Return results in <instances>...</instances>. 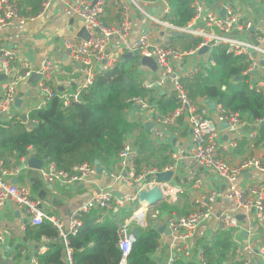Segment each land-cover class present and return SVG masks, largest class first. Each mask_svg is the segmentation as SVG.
I'll return each instance as SVG.
<instances>
[{"label": "built area", "instance_id": "2783aa9c", "mask_svg": "<svg viewBox=\"0 0 264 264\" xmlns=\"http://www.w3.org/2000/svg\"><path fill=\"white\" fill-rule=\"evenodd\" d=\"M40 11L34 17L27 18L21 13L19 3L16 0H0V32L12 28L16 24L23 25L28 21L44 18L49 14L54 0H39ZM204 0H194L193 7L196 16L193 21L204 18L205 26L196 29L193 25L181 28L173 24L168 16L171 7L168 0H94L82 1L76 8L78 17L83 21V28L90 39L82 40L77 35H70L64 39L62 47L66 56L73 63L79 65V70L84 77V82L79 90L72 94L57 92L52 83L56 73L54 61L50 55H46L41 67L35 68L30 57L23 53V48L15 43L13 47L2 46L0 35V121L20 120L27 125L29 123V112L33 109H42L54 98L68 108L74 103H80V94L84 89L92 86L97 75L107 72L115 67L117 60L108 58L107 52L111 45V39L117 37L122 42L128 40L133 29L132 10L141 13L148 22L147 30L133 44L131 54L140 59L152 58L157 65V76L159 85H165L166 81L171 83V92L176 99L177 108L167 115L156 116V124L162 127L176 126L185 122L191 132V156L193 161L202 168L211 169L217 173L228 185L224 197L235 204L234 212H224L218 218L215 229L217 233H231L245 231L243 222L239 216H244V221L249 225L256 223L264 226V184L253 183L247 186L238 185L239 179L245 173L256 171L264 174V133L261 135V127L264 120L250 124L251 131L245 137L248 142H258L261 155L250 156L240 163L232 165L224 158V153L238 147L243 140L241 130L246 127L245 118L240 113L228 111L222 105L216 104L215 118L210 116L206 107H201L190 98L184 86V76L176 70V63L187 55H193L197 51L208 47L210 51L217 47H226L227 51L235 56H242L250 63L244 75L248 77L249 89L260 93L264 91V32L260 31L253 39L246 40L237 33L248 31L253 23H243L241 10L237 7L226 6L225 15L221 17L216 12L206 13L201 3ZM264 4V0H260ZM160 5L159 14L150 12L151 5ZM113 10L119 17L115 25H108L102 16L107 10ZM168 30L175 34H189L200 38L197 48L190 52L179 51L169 43H156L153 39L154 33L159 30ZM197 71V70H196ZM257 72V75L255 74ZM35 74L39 75L36 83L38 101L28 102L23 114L17 113L16 101L18 97V86L22 82L30 81ZM194 72H190L188 78H192ZM151 87V84L149 86ZM133 105H139L143 109L150 107L149 102L143 98H135ZM22 107V106H21ZM22 115L27 116V122L22 121ZM32 123H35L33 121ZM226 123L229 128L238 130L239 134L231 141L222 142L223 127ZM30 130L29 124L26 126ZM29 156L22 159V165ZM140 150L131 142H125L123 149L118 153L117 172L112 175L115 183H123L132 189V192L122 197H116L109 189H102L88 201L78 208L70 217L69 230L65 231L62 223L46 213L40 201L32 196L30 189L13 182L22 171L21 167L13 169L6 168L0 160V209L13 206L23 211L27 216V223L32 227H39L45 221L52 223L59 232L60 239L66 245V264H74L73 250L69 247V237L78 234L82 227L80 216L93 210L109 212L113 209L131 212L129 219L124 220L119 229V248L121 251L120 264H128V259L137 239L133 236L134 229L148 228V215L152 208L147 210L146 204L139 201L143 191L158 187L166 202H175L185 191L180 184H175L174 177L177 164L166 168L157 169L152 167H140ZM41 178L48 184H62L68 187L83 185L97 174V167L88 163L74 167L70 172L58 169L52 163H46L39 171ZM173 172L170 182H159L161 173ZM218 196L213 191H201L192 197V207L187 215L179 216L171 214L166 218L167 230L170 232L172 242L169 245L170 255L166 264H175L177 259L195 264H207L203 249L194 252L192 239L201 224L211 218ZM131 206V207H130ZM159 212L152 215L154 226L164 224L159 219ZM150 223V222H149ZM36 243V242H34ZM50 241L44 239L37 245L36 254H45L49 250ZM4 244V238L0 234V247ZM254 254L256 251L250 242L235 248V261H243L251 264L252 258H247L245 253ZM26 255L25 251H22ZM158 254V252H157ZM264 261V249L259 253ZM157 257V255H156ZM32 264H38L35 257Z\"/></svg>", "mask_w": 264, "mask_h": 264}, {"label": "crops", "instance_id": "0c3cea01", "mask_svg": "<svg viewBox=\"0 0 264 264\" xmlns=\"http://www.w3.org/2000/svg\"><path fill=\"white\" fill-rule=\"evenodd\" d=\"M16 1L19 3L21 13L27 18L34 17L40 11L39 0ZM82 1L94 0H54L46 17L28 21L23 25L16 24L12 28L0 32L2 44L14 48L13 45L16 43L17 46L15 48H23V53L30 57L36 69L41 67L46 55L52 57L56 67L52 86L59 93H75L84 82L79 65L69 60L62 47L64 39L70 35L78 36V33L83 29V21L75 11ZM210 2V4L215 2L216 8L211 10L208 7L207 0H204L201 6L205 13L209 11L221 15L223 8L229 4L241 10L243 23L248 21L253 23L250 30L237 33L239 37L250 40L260 31L264 32V4L260 0H210ZM159 8L160 5L154 3L151 5L150 12L159 14ZM101 18L108 25H115L119 21L118 15L109 9ZM132 20L133 29L127 41L122 42L117 37L111 39V45L107 52L109 59L113 58L119 62L122 60L123 55L130 54L133 44L147 30L148 22L146 18L135 9L132 10ZM191 25L196 29L203 28L205 20L200 18L192 21ZM153 39L156 43H169V45L179 51L190 52L197 48V46H191V44L194 43L195 39L200 38L189 34L176 35L168 30L159 29L154 33ZM210 54V50L207 53H201L200 50L193 55L185 56L183 60L176 63L177 72L184 76V81L206 74L207 68L215 66ZM137 72L144 89L150 92L144 98L149 102L150 107L143 109L139 105H132L126 110L125 118L129 123L136 126L127 136V141L140 150L139 166L162 169L177 164L174 182L182 185L185 189L184 193L175 201H180L181 203V216L190 212L192 197L197 196L201 191H213L218 196L213 215L198 227L192 239L194 252L197 253V249H203L207 244L211 245L216 236L220 234V232H215L218 218L224 212H234L235 204L224 197L228 183L218 176L215 171L199 167L193 161L191 156V132L186 123L181 122L176 126L167 128L156 124L155 117L158 115L157 107H159L161 98L173 96L170 81H166L163 86L159 85L160 79L157 76V72H153L150 68L141 65ZM190 72H194L192 78H188ZM149 84H151V87H147ZM152 94L155 100L153 104L150 102ZM18 97L25 102L26 106L30 101L33 103L37 102L35 81L30 80L19 84ZM194 101L201 107H206L212 118L217 116L216 112L212 111L207 103L208 100L197 99ZM215 103L218 104L217 102ZM25 105H22L19 110L16 109L17 113L23 114ZM245 122L248 125L246 124V127L241 130L243 140L230 153H224V158L232 165L240 163L246 157L261 155L259 143H250L247 138L245 139L251 131L249 125L252 124L246 118ZM150 124L152 126L148 128ZM238 134V130L223 128L222 142L231 141ZM117 157L118 155H115L107 163L100 164L102 172L97 173L91 181L83 185L68 187L62 184H48L43 181L39 171H33L27 167L14 178L13 182L28 187L32 196L42 204L43 210L49 215L56 217L64 226V230L68 231L70 217L73 212L83 206L90 197L100 190L109 189L116 197H122L132 192L130 187L123 183H115L112 179V175L118 169ZM158 166H161V168ZM253 183L264 184V174L250 171L245 173L238 181V185L242 186ZM183 195L187 196V201ZM158 206L153 207V212L150 211L149 215L152 218L153 214L159 212L160 221L165 223L166 218L171 214L160 212L159 209L157 210ZM123 211L125 210L113 209L105 213ZM27 221L26 214L13 206L8 205L0 209V234L4 238V244L0 247V264H18V262L19 264H32L31 261L36 257L37 248L34 246V242L27 241V228L32 227ZM152 222L153 220L151 219L150 223ZM242 225L246 229L245 231L229 233L235 248L250 242L256 252L254 254L246 252L245 256L252 258L251 264H264L258 254L260 249H264V226L258 223L252 226L245 221H243ZM171 242L172 238L170 236L161 234V248L158 251L157 258L161 259L162 264L167 263ZM22 251H25L26 255H23ZM222 264L244 263L243 261L224 260Z\"/></svg>", "mask_w": 264, "mask_h": 264}, {"label": "trees", "instance_id": "16d2710c", "mask_svg": "<svg viewBox=\"0 0 264 264\" xmlns=\"http://www.w3.org/2000/svg\"><path fill=\"white\" fill-rule=\"evenodd\" d=\"M168 1L171 7L168 19L181 28L190 25L196 16L194 0ZM200 41L195 39L191 46H198ZM210 58L215 66L207 68L206 74L184 81L190 98L217 102L228 111L240 113L251 123L264 120V91L257 93L249 89L248 77L244 75L250 66L246 58L229 53L226 47L214 48ZM121 61L113 69L97 75L92 86L81 91L80 103L64 109L56 97L44 108L31 110L29 131L28 124L20 120L0 121L2 164L8 169L21 167L23 158L35 154L46 163L70 172L78 165L104 164L118 155L136 127L126 120V110L132 107L133 99H144L150 94L139 79L138 56L124 63ZM167 97L161 98L158 116L177 108L174 96ZM150 102H155L153 94ZM260 130L264 133V126ZM183 197L187 201V196ZM158 208L160 212L181 216L180 201L164 202ZM130 215L128 211L105 213L101 210L82 214V227L77 235L69 237L74 264H120L119 229ZM139 232L128 264H162L156 257L161 248V234L153 222ZM26 236L28 242H36V247L44 239L50 241L45 254H36L38 264H66V245L52 223L45 221L39 227H28ZM234 250L235 245L225 232L217 235L211 245L203 247L207 264H222L229 260ZM175 264L195 263L180 258Z\"/></svg>", "mask_w": 264, "mask_h": 264}, {"label": "water", "instance_id": "95a60500", "mask_svg": "<svg viewBox=\"0 0 264 264\" xmlns=\"http://www.w3.org/2000/svg\"><path fill=\"white\" fill-rule=\"evenodd\" d=\"M229 6V4H227V7ZM225 11L226 8H223L222 13H221V17H224L225 15ZM176 35H181L180 33L176 34ZM78 37L81 38L82 40L88 41L90 39V36L88 35V33L86 32V30L83 28L79 33H78ZM209 51L208 47H205L201 50V53H207ZM136 57L133 54H126L123 55L122 57V61L121 62H125L127 59H132ZM139 58V57H138ZM139 62L141 66L144 67H148L150 68L153 72L157 71V65L155 63V61L152 58H139ZM264 62H261V65H263ZM255 74L257 75V72H255ZM1 78H4L5 76L2 74L0 76ZM39 78L38 74H35L33 76V79L35 82H37ZM237 80H240L239 78ZM207 103L209 104L210 108L212 111L216 110V103L215 102H210L209 100L207 101ZM23 104V101L21 99H17L16 101V109L19 110L21 108ZM139 108V107H138ZM27 116L26 115H22V121L23 122H27ZM152 126L151 124L148 125V128ZM222 127L224 129H228L229 125H227L226 123L222 124ZM45 165V160L39 158L38 156H36L35 154H32L31 156H29L25 162L24 165L21 166L22 170L25 169L26 167L30 170L33 171H40ZM95 166L97 167V173H101L102 172V168L100 167V163L96 162ZM174 173L173 172H167V173H161L158 176V181L159 182H170L172 177H173ZM16 183V182H14ZM139 201L142 204H146L145 206L147 207V210L153 207H157L158 205H160L161 203L166 202V199L164 198L161 190L158 187H154L152 190L149 191H143L140 196H139ZM239 221L243 222L244 221V216H239L238 217ZM168 221H165V223L158 229L160 234H165L167 236H170V232L167 230V226H168ZM252 226H254V223L252 224ZM133 236L135 237V239H137L140 235V232L138 229L134 230L132 232ZM161 260V259H160Z\"/></svg>", "mask_w": 264, "mask_h": 264}, {"label": "rangeland", "instance_id": "374dc122", "mask_svg": "<svg viewBox=\"0 0 264 264\" xmlns=\"http://www.w3.org/2000/svg\"><path fill=\"white\" fill-rule=\"evenodd\" d=\"M211 2H210V0H207V4H208V7H210L211 8V10H214L215 8H216V3L214 2L213 4H210ZM2 46H3V44H2ZM154 96V95H153ZM131 207V206H130ZM159 209V208H158ZM129 212H132V211H129ZM153 212V211H152ZM130 218V216L127 218V219H129ZM151 217H150V215L148 216V224H149V222L151 221ZM234 255H235V250H234V254L229 258V261H235V258H234ZM18 264H19V262H18Z\"/></svg>", "mask_w": 264, "mask_h": 264}]
</instances>
